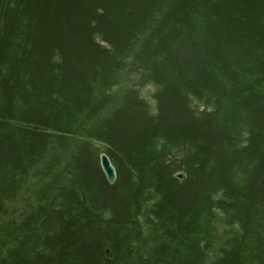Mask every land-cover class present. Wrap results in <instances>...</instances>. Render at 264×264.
I'll return each instance as SVG.
<instances>
[{
	"label": "trees",
	"instance_id": "16d2710c",
	"mask_svg": "<svg viewBox=\"0 0 264 264\" xmlns=\"http://www.w3.org/2000/svg\"><path fill=\"white\" fill-rule=\"evenodd\" d=\"M0 264H264V0H0Z\"/></svg>",
	"mask_w": 264,
	"mask_h": 264
},
{
	"label": "water",
	"instance_id": "95a60500",
	"mask_svg": "<svg viewBox=\"0 0 264 264\" xmlns=\"http://www.w3.org/2000/svg\"><path fill=\"white\" fill-rule=\"evenodd\" d=\"M100 159H101V167L108 179V181L110 183L114 182L115 178H116V172H115V168L109 158V156L106 153H102L100 155ZM179 178H182L184 176L183 173H180L177 175ZM106 254L109 257H112V252L109 248L106 249Z\"/></svg>",
	"mask_w": 264,
	"mask_h": 264
},
{
	"label": "bare ground",
	"instance_id": "6f19581e",
	"mask_svg": "<svg viewBox=\"0 0 264 264\" xmlns=\"http://www.w3.org/2000/svg\"><path fill=\"white\" fill-rule=\"evenodd\" d=\"M93 143H94V142H93ZM101 154H102V153H101ZM101 154H100V155H101ZM100 165H101V159H100ZM113 166H114V165H113ZM101 168H102V167H101ZM102 170H103V169H102ZM115 172H116V171H115ZM180 173H182V172H180ZM180 173H178V174H180ZM178 174H177V175H178ZM183 174H184V173H183ZM183 177H184V176H183ZM183 177H182V178H183Z\"/></svg>",
	"mask_w": 264,
	"mask_h": 264
},
{
	"label": "rangeland",
	"instance_id": "374dc122",
	"mask_svg": "<svg viewBox=\"0 0 264 264\" xmlns=\"http://www.w3.org/2000/svg\"><path fill=\"white\" fill-rule=\"evenodd\" d=\"M144 94H145L146 96H148V92H147V91H144Z\"/></svg>",
	"mask_w": 264,
	"mask_h": 264
}]
</instances>
